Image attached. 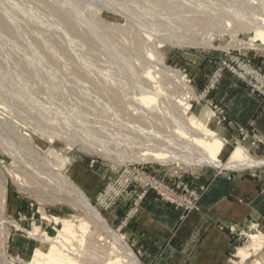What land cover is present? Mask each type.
<instances>
[{
    "label": "rangeland",
    "instance_id": "374dc122",
    "mask_svg": "<svg viewBox=\"0 0 264 264\" xmlns=\"http://www.w3.org/2000/svg\"><path fill=\"white\" fill-rule=\"evenodd\" d=\"M236 1L240 7L242 2ZM248 1L258 13V1ZM161 2L157 7L155 0H0V123L4 125L0 124V136L4 141L0 145V172L7 176L12 166L22 165L28 156L39 162L17 139L20 135L32 140L33 147L43 158L39 163L49 158L48 154L62 158L58 165L62 174L85 195L136 257L123 229L136 215L138 201L152 194L160 202L181 210L171 201L177 202L179 197L190 201L192 195L198 193L200 209L199 202L205 191L200 192L206 185L196 184L197 175L217 170L152 162L120 164L88 152L78 144L70 147L60 134L68 131L76 140L92 141L97 138L96 133H103L97 139L105 143L104 137L110 135L104 130H116L117 126H106L104 119L116 121L118 112L128 109L129 98L121 93L122 86H133L138 77H145L144 73L134 71L133 62L147 61L145 58L151 51L159 52L162 57L160 62L165 67L162 74L176 72L193 92L188 98L189 95L179 88L172 94L167 93L168 99L187 102L191 107L188 114L193 117L199 116L202 107H208L213 113L209 123L212 131L214 124L231 126L223 108L213 98L217 86L223 82L236 84L256 96L260 100L259 113H264V85L260 80H264V49L257 42L248 47L253 33L242 30L239 20L234 19L233 27L225 29L224 19L228 15L224 13L223 16L221 12L233 11L231 3L227 0ZM215 13H221L220 19L204 22ZM98 18L104 20L105 25ZM161 19L168 20L171 25L159 29L151 27L150 22ZM196 20L201 21L193 25ZM179 32L188 38L206 35L211 38V45L170 48L158 43L157 37ZM149 34L151 39L147 38ZM135 43L147 46L148 52L144 55L138 47H131ZM147 62L152 68H158V62ZM243 68L254 74L250 75ZM252 85L261 91L252 89ZM171 87V84L167 86ZM244 131L238 129L243 138ZM47 135H53L52 143ZM225 143L222 162L227 161L235 147L242 146L237 141ZM9 147L18 148L22 153L13 156L7 151ZM253 158L264 161V156ZM20 160L23 161L20 163ZM263 167L257 168L261 174ZM254 168L239 171L252 172ZM157 184L172 190L173 198L161 192ZM125 201L131 208L124 218H119V222L110 220L107 214L120 211ZM74 217L76 226L81 220L87 222L82 211H75L67 204H56L42 194L22 190L8 178L5 222L0 227H3L0 243L6 261L0 260V264L29 263L36 249L44 252L48 248L37 238L47 234L53 239L61 230V224L52 219L73 220ZM11 223L20 228L16 229ZM37 228L38 235L29 236ZM89 228L93 231L92 225ZM263 232L264 227L257 225L238 231L239 245L228 264L239 261L237 250L250 243V235ZM86 258L87 264L100 261L91 253L86 254ZM256 262L264 264V247L244 264Z\"/></svg>",
    "mask_w": 264,
    "mask_h": 264
},
{
    "label": "bare ground",
    "instance_id": "6f19581e",
    "mask_svg": "<svg viewBox=\"0 0 264 264\" xmlns=\"http://www.w3.org/2000/svg\"><path fill=\"white\" fill-rule=\"evenodd\" d=\"M155 1L157 7L162 3V0ZM228 1L231 3L230 8L233 11L221 12L223 16L224 13L228 15L224 19L225 29L233 27L234 19L239 20V27L242 30L253 33L248 47H253L252 43L257 42L264 49V0H257L258 13H256V7H253L248 0H240L242 2L241 5L238 4L240 7H237L238 2L236 0L234 2ZM221 13H215L204 22H213L216 17V19H220L219 14ZM98 19L105 25L104 20ZM200 21H193V25L200 23ZM150 23L152 24L151 27L156 26L157 29L161 26L169 27L171 25V22L169 23L168 20L164 19ZM114 26L124 27L121 25ZM193 27L195 32V26ZM205 36L196 34V36L188 38L179 32L176 35L168 33L162 37H157V39L159 44L168 45L170 48L180 45L208 47L211 45L209 41L211 38ZM151 37L152 35L149 34L147 38L151 39ZM143 46L140 44L138 46L135 43L131 47H138L145 55L148 52L145 49L147 46ZM147 58H145L147 61L158 62L159 64H156L158 68H152L150 64H147V61H141L139 64L133 62L134 71L144 73L145 77H138L133 86H122L121 93L124 94V97L129 98L126 102L128 109L124 108L123 111L118 112L119 116H117L116 121L111 122L104 119L106 126H117L116 130L114 128L104 130L110 135L108 138L104 137L106 142L97 139L103 133H96L97 136L95 137L97 138H92V141H80L72 137L67 131L60 134L67 145L72 147L78 144L88 152L98 153L105 159L120 164L152 162L166 165L174 164L178 167L180 165L190 168L209 167L219 171L225 169L239 171L264 165V161L254 160L248 150L242 146L235 147L227 161L222 162L221 155L224 153L226 144L209 128L213 116L212 111L205 106L201 108L198 117H193L188 114L191 107L187 102L179 101L177 103L168 99L167 93L172 94L179 88L186 95H189L188 98L193 96V92L184 83V80L178 77L176 72V75H174L175 73L170 74L171 71L169 75L162 74L165 67L161 64L162 57L159 52L151 51ZM170 84L172 87L167 88ZM47 137L52 143L53 135H47ZM1 139L0 136V145L4 142ZM17 139L23 142L26 145L25 149H28L32 153L31 156L34 155L35 159L37 158L40 162L42 157L39 151L33 147L32 140L21 135L17 136ZM17 149L9 147L7 151L11 155L22 153ZM28 157L25 161L22 160V165L12 166L8 170L7 176L0 172V227L5 222L4 211L8 178L22 190L42 194L46 198L52 199L56 204H67L75 211H82L87 222L81 220L80 224L76 226L73 223L76 217L73 220L53 218V222L61 224V230L53 239L47 234L40 235L37 238L38 241L48 245V248L44 252L36 249L32 259L27 264H87L86 254L88 253L99 257L100 261H97V264H140L124 239L108 226L103 216L89 203L85 195L68 177L62 174L61 168L58 167L62 158L48 154L49 158H46L43 163H39L31 159L30 156ZM22 161L20 160V163ZM42 215L44 219H48L44 214ZM11 224L16 229L20 228L17 224ZM90 225H92L93 231L90 230ZM2 231L3 227L0 228V235L3 234ZM38 231V228L35 229V232L29 233V236H37ZM2 246L0 243V260L6 261ZM263 247L264 232L250 235V243L238 248L236 257L239 261L233 264H244L258 255ZM19 264L22 263L19 262Z\"/></svg>",
    "mask_w": 264,
    "mask_h": 264
},
{
    "label": "crops",
    "instance_id": "0c3cea01",
    "mask_svg": "<svg viewBox=\"0 0 264 264\" xmlns=\"http://www.w3.org/2000/svg\"><path fill=\"white\" fill-rule=\"evenodd\" d=\"M213 96L231 123L214 124L217 136L239 142L252 158L264 156L260 100L228 82L219 84ZM238 129L245 130L244 138ZM258 167L252 172L225 169L198 174L196 184L206 185L199 212L184 215L152 194L139 200L136 215L123 231L140 264H228L239 245L236 233L250 225L264 227V173ZM125 202L120 211L107 214L110 220L124 218L131 208Z\"/></svg>",
    "mask_w": 264,
    "mask_h": 264
},
{
    "label": "built area",
    "instance_id": "2783aa9c",
    "mask_svg": "<svg viewBox=\"0 0 264 264\" xmlns=\"http://www.w3.org/2000/svg\"><path fill=\"white\" fill-rule=\"evenodd\" d=\"M240 65V63H238ZM244 69V68H243ZM245 71H247V73L249 72L250 75L254 74V71L248 69H244ZM234 71V70H233ZM262 85H264V80L260 79ZM251 84V82H250ZM252 89H255L257 92H260L261 90L256 86V85H252ZM127 173V172H126ZM155 186V185H154ZM158 189L163 192L166 193L169 197L173 198L172 190H169L167 187L161 186L160 184H157ZM205 191V189H202V191L200 192L202 194V192ZM162 196V194H160ZM198 193L193 194V198L189 201V200H185V199H181L180 197L177 199V202L175 201H171V203L173 205H175L178 208H181V210L184 212V215H187L191 212H199L200 209L197 205V201H198Z\"/></svg>",
    "mask_w": 264,
    "mask_h": 264
}]
</instances>
